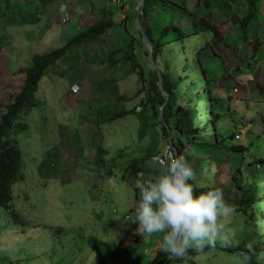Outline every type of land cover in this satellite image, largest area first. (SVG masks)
Segmentation results:
<instances>
[{"label": "rangeland", "instance_id": "1", "mask_svg": "<svg viewBox=\"0 0 264 264\" xmlns=\"http://www.w3.org/2000/svg\"><path fill=\"white\" fill-rule=\"evenodd\" d=\"M12 1L22 4H13L11 9L30 8L28 0ZM141 2L72 0L66 4L49 3L46 8L29 9L39 10L38 13L21 15L22 19L8 23L5 26L7 37L0 51V113L9 98L16 94L14 87L23 81L15 75L17 70L30 66L35 53H46L62 46L73 34L100 21L104 13L116 22L128 18L143 34L136 14ZM186 5L194 14L210 18L224 35L222 40L212 39L213 51L202 49L200 53L211 74V92L206 88V77L197 63L190 72H182V82L176 80V114L172 122L176 123L178 114L182 115L184 138L192 134L197 139L208 137L213 142L216 135L231 134L227 140L229 146L239 143L249 147L246 152L230 148L228 154L222 149L220 156L200 152L196 143H192L196 147L186 146L192 153L190 158H184L189 159L187 163L194 173L190 181L194 191H206L219 185L224 205L233 204L238 197L230 178L238 164L245 168V174L239 168L244 178L247 175L257 179L258 186L264 189V162L260 161L264 151V131L261 132L264 124V0L257 5L261 13L258 12L247 30L250 38H256L247 43L249 51L245 41L232 42L241 34L236 13L240 8L244 12L247 2L240 6L230 1L228 5L232 7L222 11L211 9L204 1L198 5L196 0H187ZM167 6H158L150 14L159 29L167 22L169 9L179 18L178 5L168 2ZM175 35L174 31L169 33V37ZM208 36L204 34L201 39L187 36L182 45L180 42L165 45L161 55L164 70L174 77L179 75L186 60H194V53ZM132 38L137 42L143 61L154 69L152 46L147 37L144 34L134 37L127 24L122 23L102 42H89L48 70L54 84L34 115L26 118L29 128L17 135L26 178L14 187V206L31 225L17 224L4 207L0 209V264H146L159 250V235H138L136 223L132 221V208L137 199L134 181L157 174L158 169L153 164L156 157L142 160L145 164L142 173H132L128 164L149 151L159 154L164 146V150L171 148L174 153L171 147L174 139L165 135L158 118L141 106L139 100L119 102L120 95L132 97L142 87L138 76L131 72L130 63L123 59L124 49ZM168 41L165 37L160 43ZM182 48L189 53L180 51ZM113 50L118 51V58L122 59L116 68L102 61ZM158 84L161 88L160 80ZM140 98L146 99V94L142 93ZM121 104L133 111L113 123L91 127L95 107L101 105L115 112L120 110ZM180 104L183 113L179 111ZM198 110L201 113L189 123L188 129L189 115ZM218 113L220 116L215 119ZM207 120L211 124L206 131L208 134L195 130ZM234 131L241 134L239 138L232 135ZM172 135L175 137L176 129L172 130ZM95 136L98 138L91 146L89 142ZM99 144L108 152V160L117 165L113 174L105 179L96 177L95 168L87 163L93 160ZM216 156L219 157L215 159ZM258 163L262 166L256 167ZM225 207L228 212L218 217L222 225L218 238L202 247L201 252L191 254L190 259L199 264H246L233 249L243 239L257 232L260 234L263 223L259 219L256 229L250 225L246 230L241 214L238 215L231 205ZM112 219L121 221L114 225ZM259 234L255 239L259 240ZM113 235L115 239L106 240Z\"/></svg>", "mask_w": 264, "mask_h": 264}, {"label": "trees", "instance_id": "2", "mask_svg": "<svg viewBox=\"0 0 264 264\" xmlns=\"http://www.w3.org/2000/svg\"><path fill=\"white\" fill-rule=\"evenodd\" d=\"M28 1L30 8H23V10H21L23 12H21L10 8L13 4L21 5V2L13 3L12 0H0V51L3 49V40L7 37V29L5 26L8 23L22 19L21 15L38 13L39 10L37 12L30 11L29 9L32 7H36V9H38L42 6L46 8L49 3L66 4L69 3V1L72 2V0H63L62 2H60V0ZM175 1L176 2H171L169 0H143L140 10H138L139 12H136L140 24L143 26V34L151 43V58L155 67L153 69L147 62L143 61L142 54H139L137 50V42H135L132 38L130 44L124 49L123 59L125 58L130 63L131 72H134L135 76H138L142 87L138 89V92L132 97L120 95L119 102L139 100V104L141 106H145L155 117H161L164 122V125H161L162 131H165V135L167 137L171 135L170 138L174 139L172 143L177 149V156H183L185 158L187 156L190 158L192 153L188 148H186V146L194 145L196 147V145L192 143H196L198 145L200 152L207 151L208 153H212L214 155L218 154L222 156V149L228 154L230 148H233L235 151L241 150L246 152L249 149L247 145L237 143L229 146V144H227V140L230 138L231 134L224 136L216 135L213 142H211L208 137L204 138V140L203 138L197 139V137L192 134H188V136L184 138L182 115L178 114L176 123L172 122L176 114H174V90L175 84L177 83L176 80L179 79V82H182L184 78L182 72L187 70L190 72L193 64L197 63L201 65L206 77V88H208L209 92H211V74L208 72V67L204 65L205 58L202 57L201 51L202 49H206V51L212 49L213 51L214 45L212 39L222 40L221 38L224 35L221 30H219L218 25L210 18L194 14L193 12L187 10V0ZM201 1L206 2L211 9H216L218 11L225 10L227 7L231 8L232 6L229 7L228 5L230 1H235V3H238L240 6H243L244 2H247V9L244 11L245 13L242 12L241 8L240 11L236 13V15L239 16L240 24L238 30H240L241 34L237 36V39H233L232 42L234 43L236 41L243 40L246 42L247 46L249 40H256V38H250L247 35V30L251 27L258 12L261 13L257 6L260 0H196V4L200 5ZM168 2L173 5H178L179 9L176 8V11L179 12V18L175 16L172 9H169L167 22H165V25L159 29L157 23L150 18V14L154 12L158 6L166 7ZM216 5L218 6L215 7ZM167 7H169V5ZM103 16L104 17L101 18L100 21L70 36L62 46L46 53H35L31 59L30 66L22 67L15 72V75L23 78V81H21L17 87H14L16 94L9 98L3 112L0 113V209L4 207L10 216L13 217V220L19 225L29 226L31 225V221L28 222L25 218H23L20 211H18L14 206V187L18 182H22L26 178V174L23 170V154L17 135L19 132L29 128L30 124L26 121V118L34 115V111L37 109L40 102H42L44 95L52 88V84H54V80L53 78H50L48 70L62 60L67 59L68 56L72 55L77 50L87 46L89 42H102L106 38V35H110L117 31L122 23L127 24L128 30L134 34V37H140L143 35L141 31H137L135 29L133 21H131V24L129 23L128 18L121 20L120 22H116L111 15H108V13H104ZM171 31L176 33L174 37H169V33ZM204 34L209 36L205 43L199 46L197 52L194 53V60H186L187 62L184 66H182L179 75L175 77L173 75H169L164 70L163 62L161 60V55L165 45L168 43H175V45H177L176 43L179 42L182 45L183 40L187 36H195L198 39H201V36ZM165 37H168L169 41L165 44H161L160 42ZM246 49L249 51L250 46H247ZM246 49L243 47L244 53H246ZM180 51L185 54L189 53L187 50H183V48ZM117 54L118 51L113 50L108 54V56L102 59V61L104 60L105 62H108L110 66L116 68V66L122 62V59H119ZM225 64L228 65L227 63ZM225 64L222 65V68L224 67V71ZM159 80L162 82L161 88L158 84ZM191 81H193L192 78ZM142 93L146 94V99H141L142 97L140 98ZM178 108L180 113H183L181 104L178 105ZM129 111L130 110H126L125 104H121L120 110L115 112H110L107 109H103L101 105H98L95 107L93 112L94 119L90 120L91 127H93V129L97 128L99 123H113L117 119L126 116ZM132 111L133 110L130 112ZM200 113L201 110H198L197 113L189 115L188 129L190 128L189 123H191L196 115H199ZM219 116L220 113L214 115V118L218 119ZM262 119V122H264V115H262ZM210 128V121L207 120L205 125L200 126L199 128L196 127L195 130L204 134L207 133V129L209 130ZM173 129H176L175 137L172 135ZM263 131L264 124L261 129V132ZM232 135L236 139L239 138L241 134L234 131ZM97 138L98 136H95L89 142L91 143V146L92 144L95 145ZM107 154L108 152L106 149L99 144L95 148V156L93 160L91 162H87L95 168L94 174L96 177L100 176L105 179L106 177L111 176L115 171L114 169L117 165L108 160ZM157 154L158 152L152 153L149 151L148 154L137 158L136 161L132 163H129L128 167L131 170H128L132 173H142L144 169L143 165H145L142 164V160L153 158V156H156ZM262 156V160L260 161L264 162V152H262ZM218 157L219 156H216L215 159ZM187 161L189 162V159H187ZM217 162L218 164H221L219 159ZM257 166L261 167L262 165L258 163L256 164V167ZM236 167L237 169L230 179L233 189L237 191L236 194L238 200H234L233 204L231 203L227 205L233 206L238 215L241 214L240 216L243 218L244 228L246 230H248L250 225H253V229H256L255 225L258 226L257 220L259 219H261L264 226V189H261L258 186L257 179L247 175L244 178L241 174V170L239 169L242 167L239 166V164L236 165ZM242 172L245 174L244 167L242 168ZM213 188L220 190L219 185H216ZM109 196L112 195L109 194ZM107 199L113 201V199L109 197ZM129 211L127 213H129ZM119 221H121V219ZM119 221H115L114 219L111 220V222H114V225L118 224ZM257 234H259V232L255 233L254 236H251L248 239H243V241L233 249L237 252V256H239L246 264H264V227L262 228V232L259 234V240L255 239ZM249 239L251 243H249ZM201 251V249H189L183 257L176 258L169 256L159 248L156 255L146 264H199L197 263V260L190 259V255L194 252Z\"/></svg>", "mask_w": 264, "mask_h": 264}, {"label": "clouds", "instance_id": "3", "mask_svg": "<svg viewBox=\"0 0 264 264\" xmlns=\"http://www.w3.org/2000/svg\"><path fill=\"white\" fill-rule=\"evenodd\" d=\"M158 120L163 122L161 117ZM171 147L175 154L164 150V146L162 152L153 156L156 175L134 181L137 199L132 221L138 235L158 234L160 250L180 258L189 249L199 250L218 238L222 229L218 217L225 215L228 208L219 189L194 191L191 166L183 156H177L174 144ZM113 239L114 235L106 240Z\"/></svg>", "mask_w": 264, "mask_h": 264}, {"label": "built area", "instance_id": "4", "mask_svg": "<svg viewBox=\"0 0 264 264\" xmlns=\"http://www.w3.org/2000/svg\"><path fill=\"white\" fill-rule=\"evenodd\" d=\"M169 148V147H168ZM169 150L171 151V148H169ZM172 151H173V148H172ZM174 152V151H173ZM160 158V157H159Z\"/></svg>", "mask_w": 264, "mask_h": 264}, {"label": "water", "instance_id": "5", "mask_svg": "<svg viewBox=\"0 0 264 264\" xmlns=\"http://www.w3.org/2000/svg\"><path fill=\"white\" fill-rule=\"evenodd\" d=\"M143 3V1L141 2V4Z\"/></svg>", "mask_w": 264, "mask_h": 264}]
</instances>
